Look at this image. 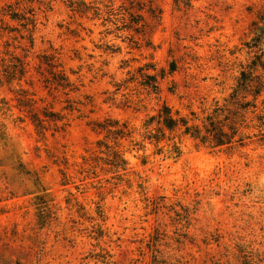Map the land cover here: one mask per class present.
<instances>
[{
	"label": "rangeland",
	"instance_id": "1",
	"mask_svg": "<svg viewBox=\"0 0 264 264\" xmlns=\"http://www.w3.org/2000/svg\"><path fill=\"white\" fill-rule=\"evenodd\" d=\"M19 1L37 25L33 48L0 41L28 65L22 81L0 86L11 108L0 111V264H264V92L243 145L181 137V156L167 158L131 143L164 104L203 117L225 103L255 56L245 44L264 0H83L85 14L66 0ZM16 2L0 0V12ZM44 54L73 91L44 87ZM162 70L158 92L144 86L142 73ZM21 91L34 114L62 121L45 119L37 133L16 108ZM106 119L127 123L132 139L106 141L93 130ZM99 141L124 153L121 178Z\"/></svg>",
	"mask_w": 264,
	"mask_h": 264
},
{
	"label": "trees",
	"instance_id": "2",
	"mask_svg": "<svg viewBox=\"0 0 264 264\" xmlns=\"http://www.w3.org/2000/svg\"><path fill=\"white\" fill-rule=\"evenodd\" d=\"M69 6L79 13L85 14L90 7L83 0H66ZM0 18V41L6 37L13 41H26L30 48L34 46L33 34L36 29L37 19L34 8L31 6L23 7L22 1L17 0L15 4H8L1 10ZM6 19V20H4ZM15 23L17 26L12 25ZM253 37L245 44L250 52H255L254 58L250 64L244 69L240 78L237 81L236 87L225 103L215 105L209 113L203 117L196 112L191 111L189 115H182L179 111H173L171 107L164 104L155 115H149L143 123L144 132L142 134V141H134L132 139V130L125 122H120L115 119H106L104 121L94 122L93 130L102 134L105 140H112L116 147L122 140H131L133 150H144L146 144L152 145L156 149V154H163L167 158H178L181 156L180 140L181 137H188L197 146H204L210 149L232 148L235 145H243L245 140L250 139L251 136L242 131L247 127L246 116L248 114L258 115L257 100L264 92V80L255 74L260 68L264 72V10L260 13L252 24ZM14 35V36H13ZM12 37V38H11ZM5 39L3 41V49L0 44V86L11 85L14 82L22 81L28 74L27 63L25 61L26 55L16 54L11 51L13 47L10 41ZM14 49H20L22 52L27 51L25 46L19 45ZM54 54H44L42 56L43 62L38 66V74L42 76L44 87L54 90H69L72 84L69 81L63 70H60L59 65L55 61ZM43 63V64H42ZM141 68L139 71L147 70ZM175 66H172L171 72L175 71ZM165 71L161 73L150 75L143 74V84L151 91L158 92V78H164ZM20 97L17 99L18 104L16 108L20 112L28 114L32 124L35 126L37 133L43 134L47 130L45 121H62V117L54 114L44 113V119L33 113L30 108L31 100L28 99L26 92L21 91ZM252 100H248V97ZM0 104L4 106L0 111L6 107V111L10 112L11 108L8 103L2 99ZM259 127L264 125V115H258ZM18 121L23 122L19 116ZM46 119V120H45ZM3 127V125H2ZM258 127V126H257ZM264 132V130H263ZM1 134V128H0ZM264 136V133H263ZM166 142L164 146L161 144ZM99 145H104L106 153L111 157V166L117 178H121L120 172H126L129 162L121 150H116L106 142L99 141ZM254 263V261H252Z\"/></svg>",
	"mask_w": 264,
	"mask_h": 264
}]
</instances>
